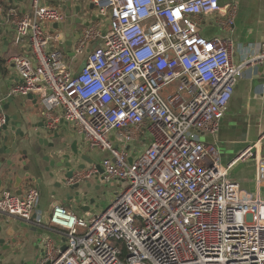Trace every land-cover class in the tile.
Masks as SVG:
<instances>
[{
  "label": "built area",
  "instance_id": "built-area-1",
  "mask_svg": "<svg viewBox=\"0 0 264 264\" xmlns=\"http://www.w3.org/2000/svg\"><path fill=\"white\" fill-rule=\"evenodd\" d=\"M90 1L108 30H82L75 55L101 42L77 74L64 62L65 34L54 28L64 21L60 8L32 0L31 15L9 12L16 43L29 40L31 51L13 58L21 82L10 96L36 98L50 132L71 124L91 149L108 154L100 163L106 183L127 186L103 213L82 217L58 204L50 222L35 216L37 186L24 195L5 190L0 217L64 239L62 246L47 239L35 264H264L260 144L225 166L199 135L218 133L237 83L264 62V44H251L235 63L231 41L203 36L211 17L234 26L237 6L221 0ZM5 121L0 103V128ZM136 142H148L138 157ZM250 160L255 192L231 176ZM97 174L90 166L69 183Z\"/></svg>",
  "mask_w": 264,
  "mask_h": 264
},
{
  "label": "crops",
  "instance_id": "crops-1",
  "mask_svg": "<svg viewBox=\"0 0 264 264\" xmlns=\"http://www.w3.org/2000/svg\"><path fill=\"white\" fill-rule=\"evenodd\" d=\"M75 1L76 0H45V3L51 7H57L61 10L63 8V10L67 11L68 8L72 7V4L74 5L75 3L78 5V0L76 2ZM89 2L91 4L90 0ZM226 4H233L237 6L234 26L229 30L218 26L216 21L219 19L225 20V17L215 16L205 20L202 34L209 39L218 37L223 40L231 41L234 45L233 60L235 63H240L241 60H243L245 48L249 47L251 44H264V0H221L222 6ZM11 10L20 14V17H23L24 15H31L32 0H0V87H2L4 94H10L13 88L21 82L13 64V58L16 56H28L31 53L29 40H24L19 44L16 43V27L12 23L9 16V12ZM93 10L88 11V13L76 11V16L73 15L72 20L63 21L58 26H54V28L63 32L67 38V49L65 50L64 62L75 74L83 70L90 51L95 49L101 42L99 39L98 41L92 43L83 54L75 55L73 49L81 36L82 30L87 27V25H98L102 32L107 31V20L101 18L95 8ZM14 98H16V101L18 102L23 101L25 108L29 110V121L31 126H33V128L30 127L32 135H35L37 132H42V124L45 126L44 115L42 114L43 111H41L42 109L39 110V107L36 108L33 102L25 97L14 96ZM0 103L3 107L8 104L6 100H3L2 96H0ZM11 112L13 114L15 113L13 108ZM228 114L229 117L227 120ZM222 123V128L225 129V127L230 125L231 128H234L235 132H239L241 129H248V136L246 139L247 143L243 146L241 149L242 151L239 152L237 157L244 153L248 148L254 147L255 145L257 146V144H260V154L264 156V62L254 65L252 69L247 71L246 77L242 78L237 83ZM27 129L25 126L22 127L23 132H27ZM51 133L63 134L67 138L68 144L70 145L73 144L74 141H78L80 152L95 161L91 153L93 149L88 146L85 138L80 135L71 124L63 121L59 125L57 131H53ZM69 134H75V138H69ZM24 139L25 138H21L19 140L20 142H23ZM27 149L28 148L25 144L22 145V147L20 146L19 149L23 154H25L22 156L24 159L28 157V153L23 150ZM51 150L48 149L47 156H50L52 160L56 159L59 161L60 157H58L57 154ZM65 150L66 151L64 152L69 151L67 149ZM105 154L106 157H108V154ZM40 164L43 169L44 167L46 168L50 165L48 161L41 162ZM89 167L90 165H87V168ZM237 168H239V166ZM247 168L246 169L251 172L250 175H254L248 185L241 183L246 180V178L244 181L242 179L245 175L244 170L246 169H243V175L239 178L237 176H232V178L238 179L240 181L239 183L246 191H248L246 189L248 187H251V189L254 190L256 172L255 164H253L252 167ZM39 177H41V175ZM61 178L62 177L59 176L54 182H59ZM92 181L98 185L96 177L84 183ZM36 186L40 190V198L36 205L35 216L41 215L46 221L47 212L50 213L55 205H63L61 203L62 199L57 201L55 199L56 196L53 195L54 192H59L57 189L43 184L37 185L36 183L30 184L28 187L23 185L21 190L18 191H15L13 187L3 186L0 187V196L5 190H11L16 195H24L29 188ZM58 196L59 194H57V197ZM94 203L95 200L92 203L89 199L87 203L83 202V206H88L89 209L88 211L82 212L79 209L80 207L76 205L74 201L67 203V206L65 207L74 213L78 212L76 214L82 217L86 216L87 213L100 214L106 210L99 211V207L95 206ZM6 221H9L14 229L12 234L14 236H10L9 239H16V242L11 243V251H1V255L4 257L3 264H33L34 260L36 263L37 258L42 254L44 242L47 239H51L55 246H62V243L64 242V239L56 232H51L34 225H28L20 220L12 218H6L5 221L1 222V225L4 226ZM24 228H28L29 231H25Z\"/></svg>",
  "mask_w": 264,
  "mask_h": 264
},
{
  "label": "water",
  "instance_id": "water-1",
  "mask_svg": "<svg viewBox=\"0 0 264 264\" xmlns=\"http://www.w3.org/2000/svg\"><path fill=\"white\" fill-rule=\"evenodd\" d=\"M93 9L94 5L92 3L89 4L87 8L83 9L81 5L76 6L77 12L88 13V11ZM0 96L3 97V100L8 102L7 105L4 107L2 106L6 121L0 128V187L9 186L13 187L15 191H18L21 190L23 185L29 183H36L37 185L43 184L51 188L53 187L60 192H54L53 195L56 196L55 199L57 201L62 199L63 205H67V203L74 201L76 205L80 207L79 209L81 211H88L89 207L83 206L82 204L88 201L87 195L80 192V185L82 183L70 184L69 180L72 179L77 172L86 170L87 165L95 166L98 170L96 176L98 187L96 189L100 190L101 185L106 184L102 166L89 156L80 152L78 141H74V143L70 145L63 134L51 133L45 128L44 124L41 126L43 127L41 129L42 132H37L35 135H32L30 127L33 128V126H31L29 121L30 113L29 110L25 108L23 101L18 102L14 96L4 94L2 87H0ZM27 99L31 100L36 108L39 107L38 100L32 95L27 96ZM12 108L15 111L14 114L11 112ZM23 126H25L26 129L29 128L27 132H23ZM26 134H31L33 137L36 136L43 147L49 148L50 150L52 149L55 154L60 157L59 161L56 159L52 160L49 156L46 158V161L50 164L49 167L43 169L42 172L36 171L35 169L31 171L24 161V157H22L25 154L19 150L21 146L19 139L25 138ZM68 137L74 139L75 134H69ZM65 149L69 151L64 152L66 151ZM81 161L84 163L81 164ZM40 175L41 177H39ZM59 176L62 177L61 180L59 182H54ZM126 186L127 183H124L123 187ZM87 188H91V184H88ZM57 194H59L58 197ZM91 202L93 203L94 200L92 199ZM5 220V217H0V236H2L0 237V257L2 261H4V257L1 255V251H11V243L16 242V239H9L14 232L10 222L6 221L4 226L1 225V222ZM46 221L50 222L49 212L46 213Z\"/></svg>",
  "mask_w": 264,
  "mask_h": 264
},
{
  "label": "rangeland",
  "instance_id": "rangeland-1",
  "mask_svg": "<svg viewBox=\"0 0 264 264\" xmlns=\"http://www.w3.org/2000/svg\"><path fill=\"white\" fill-rule=\"evenodd\" d=\"M77 2H78V5H81L82 9L87 8L90 4L89 0H78ZM76 6L77 5L75 3L74 5L72 4V7L68 8L67 11L63 10L62 8V12L64 14V19H65L64 21L72 20L73 15L76 16V13H77L75 10ZM41 109L42 107L39 104V110ZM228 117H229V114L227 116V120H228ZM223 123L221 122L220 129L216 135H212L209 133H200L199 135L203 143L214 145L217 148L219 155H220L221 162L225 166H228L229 163L239 155V152L242 151L241 149L247 143L246 139L248 136V133H247L248 129H241L239 132H235L234 128H231L230 125L228 127H225V129L222 128L221 126L223 125ZM246 127L248 128L247 125ZM24 144L28 148L27 150H23L28 153V157H26L24 161L27 163L31 171L35 169L36 171L42 172L43 168L41 167L40 163L44 161L46 162V158L49 157L47 156L48 155L47 152L49 148L43 147L40 144L39 139L36 136L33 137L31 134H26L24 141L21 142V147ZM147 144L148 142H146L145 146H143L141 142L134 143L133 149H132L133 156L138 157L140 153H143L145 149L147 148L146 146ZM98 150L93 149L91 153L95 161L100 164L106 157V154ZM253 164H255L253 160H250L247 163L239 164L238 165L239 168H237L238 166H236L232 170L231 176H237L239 178L240 176L243 175V169H246L247 167H252ZM247 169L244 170L245 175L242 177L243 181L245 178L246 180L244 182H241L244 185H248L250 183V180L254 177V175H250L251 172H249ZM255 178H256V172H255ZM233 180L240 182L238 179H233ZM90 183H92L91 188H87V185ZM254 185H255V180H254ZM97 187L98 185L93 181L88 182V183H82L80 185V192L83 194H86L89 200L94 199L95 200L94 204L95 206L99 207V211H104L112 203L116 193L121 191V189L123 188V183L107 182L106 184L102 185L100 190H97L96 189ZM246 189L250 192H255L256 187L254 190H252L251 187H248ZM24 229L25 231H29L28 228H24ZM34 263H35V260H34Z\"/></svg>",
  "mask_w": 264,
  "mask_h": 264
},
{
  "label": "flooded vegetation",
  "instance_id": "flooded-vegetation-1",
  "mask_svg": "<svg viewBox=\"0 0 264 264\" xmlns=\"http://www.w3.org/2000/svg\"><path fill=\"white\" fill-rule=\"evenodd\" d=\"M82 163H84V162L81 161V164H82ZM30 184H32V183H29V184H27L26 186L28 187ZM101 187H102V185H101ZM61 203H62V200H61ZM62 204H63V203H62ZM64 206H67V205L64 204ZM11 236H14V235H11Z\"/></svg>",
  "mask_w": 264,
  "mask_h": 264
}]
</instances>
